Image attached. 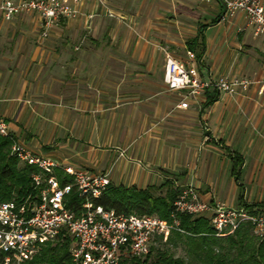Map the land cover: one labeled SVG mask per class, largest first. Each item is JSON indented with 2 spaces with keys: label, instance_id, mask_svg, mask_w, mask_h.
I'll return each instance as SVG.
<instances>
[{
  "label": "crops",
  "instance_id": "1",
  "mask_svg": "<svg viewBox=\"0 0 264 264\" xmlns=\"http://www.w3.org/2000/svg\"><path fill=\"white\" fill-rule=\"evenodd\" d=\"M76 8L77 18L45 36L36 14L0 15V118L13 137L61 165L107 173L114 186L170 180L204 201L264 211V90L253 84L228 96L207 87L179 108L184 91L162 80L164 54L183 59L199 26L200 80H262L264 39L243 15L220 20L219 0H82Z\"/></svg>",
  "mask_w": 264,
  "mask_h": 264
},
{
  "label": "built area",
  "instance_id": "2",
  "mask_svg": "<svg viewBox=\"0 0 264 264\" xmlns=\"http://www.w3.org/2000/svg\"><path fill=\"white\" fill-rule=\"evenodd\" d=\"M82 0H0V15L5 21L21 13L36 14L40 20L41 36L60 19H75L80 13L76 5ZM100 2V0H97ZM224 13L220 20L240 12L245 28L264 39V0H219ZM107 16L112 15L107 12ZM92 15H86L91 19ZM162 80L169 91H184L179 108L207 87L228 96H235L250 85L258 84V94L264 90V78L219 77L211 82L198 78L194 56L186 51L183 59L165 53ZM0 137L10 142L9 156L29 166L33 192L25 197L0 202V264H27L39 250V245L53 240L64 230L71 238L69 255L72 264H119L127 257H143L155 238L166 240L171 232L184 233L179 228L180 214L204 217L212 235L223 238L240 225H249L254 236H264V211L244 207L224 206L216 201H204L191 186H182L171 204L167 218L156 215L136 216L116 214L94 206L109 184L107 173L94 174L61 165L51 158L35 154L15 139L0 118ZM59 170L71 178L59 186L53 175ZM71 193L82 202L77 212L65 207Z\"/></svg>",
  "mask_w": 264,
  "mask_h": 264
},
{
  "label": "trees",
  "instance_id": "3",
  "mask_svg": "<svg viewBox=\"0 0 264 264\" xmlns=\"http://www.w3.org/2000/svg\"><path fill=\"white\" fill-rule=\"evenodd\" d=\"M214 22L215 20L211 24ZM202 28L203 26H199L196 35L187 39L184 44L187 50L193 52L196 64L204 49ZM9 145L7 138L0 137V202L19 200L33 192L29 178L32 168L9 156ZM53 175L59 186L71 182V178L59 170H54ZM180 188L170 180L144 189L109 183L92 202L94 206L112 210L116 214L156 215L165 219ZM81 202L71 193L64 203L65 207L77 212ZM178 221L179 228L184 233L171 232L166 242L159 243L157 240V243L180 244L189 257L188 261L173 257L168 251L158 247H150L145 256L127 257L119 264H264V236H254L249 225L242 224L232 234L217 238L212 235V229L204 217L180 214ZM72 243V238L61 230L53 240L40 244L37 254L27 264H72L69 255Z\"/></svg>",
  "mask_w": 264,
  "mask_h": 264
},
{
  "label": "rangeland",
  "instance_id": "4",
  "mask_svg": "<svg viewBox=\"0 0 264 264\" xmlns=\"http://www.w3.org/2000/svg\"><path fill=\"white\" fill-rule=\"evenodd\" d=\"M157 240L159 243L166 242V240H162L161 238H155L151 243L150 247H158L159 249L168 251V253H170L173 257H179L184 259L185 261L189 260V257L186 255L185 251L182 249L180 244L176 243L175 245H161L157 243Z\"/></svg>",
  "mask_w": 264,
  "mask_h": 264
},
{
  "label": "water",
  "instance_id": "5",
  "mask_svg": "<svg viewBox=\"0 0 264 264\" xmlns=\"http://www.w3.org/2000/svg\"><path fill=\"white\" fill-rule=\"evenodd\" d=\"M220 2V1H219ZM220 5H221V7H222V12H221V16L223 15V13H224V9H223V5L221 4V2H220Z\"/></svg>",
  "mask_w": 264,
  "mask_h": 264
}]
</instances>
